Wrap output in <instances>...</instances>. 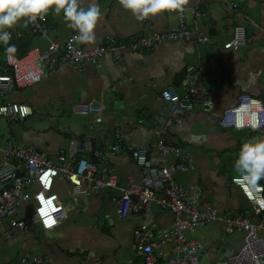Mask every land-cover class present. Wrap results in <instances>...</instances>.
I'll return each mask as SVG.
<instances>
[{
  "label": "crops",
  "instance_id": "crops-1",
  "mask_svg": "<svg viewBox=\"0 0 264 264\" xmlns=\"http://www.w3.org/2000/svg\"><path fill=\"white\" fill-rule=\"evenodd\" d=\"M87 7L91 0H80ZM102 18L95 29V41L81 45L92 50L108 38L129 43L176 27V15L166 13L138 22L124 11L118 0H96ZM236 7L232 8L231 5ZM186 23L194 34L208 38L205 44L192 42L161 43L141 52L120 51L122 70L110 56L98 65L84 64L75 70L71 63H57L47 69L38 84L14 89L6 102L30 108L25 120L0 118V145L13 141L46 154L57 164L61 150L71 140L87 142L95 150L119 145L121 154L108 156L116 166L118 184L129 179L139 183L141 171L129 158L130 150L145 148L153 165L160 162L155 144L164 124L166 111L160 97L169 86L180 92L183 79L191 71L202 68L206 74L204 88L212 92L214 103L210 113L195 109L177 119L163 139L167 145L179 147L192 158L194 170L176 174L182 186H198L202 201L219 213L239 212L249 208L241 191L232 184L233 162L240 144L252 136L246 131L221 129L218 120L224 109L235 105L240 94H248L264 103V0H187ZM196 10L199 17L191 15ZM244 27L246 43L237 51L224 50L235 27ZM44 36L31 35L24 21L10 31L19 34L11 45L15 55L29 49L47 50L49 43L59 46L77 34L51 9L46 18ZM9 72L0 44V76ZM115 99L109 107V100ZM91 102L102 106L101 121L97 116L74 114L78 103ZM118 130L117 135L115 134ZM174 162L168 157L166 164ZM53 194L65 206V219L54 230L38 229L29 220L33 204H23L18 213L28 221L26 228H10L0 223V264H19L25 256L40 257L49 264H140L133 244V232L143 224L136 215L119 218L116 214L118 192L105 191L100 197H89L72 203L68 186L56 182ZM68 210H70L68 214ZM153 234L160 236L172 227L170 212L150 207ZM264 232V231H259ZM204 244L200 264H220L238 251L241 234L227 236L220 223L208 225L188 236ZM229 264V263H228Z\"/></svg>",
  "mask_w": 264,
  "mask_h": 264
},
{
  "label": "built area",
  "instance_id": "built-area-1",
  "mask_svg": "<svg viewBox=\"0 0 264 264\" xmlns=\"http://www.w3.org/2000/svg\"><path fill=\"white\" fill-rule=\"evenodd\" d=\"M231 7L235 8L236 5ZM189 12L195 17L200 15L196 10ZM48 13L43 21L25 23L31 35H45ZM171 14L176 15L177 23L175 28L167 32L129 43L108 38L103 45L92 50H84L71 38L62 46L49 43L45 52L32 48L18 57L14 52H7L8 45L2 44V54L9 72L0 76V118L23 121L31 115L29 107L6 102L7 96L14 89L23 90L38 84L47 69L59 62L71 63L78 71L84 64L96 66L102 58L110 56L122 70L119 52L123 50L136 53L154 49L167 42H208L206 36L194 34L188 28L186 9ZM10 32L11 45L12 39L19 34ZM245 43L244 27H235L231 39L223 45V49L237 51ZM206 78L204 70L197 68L183 79L180 92L169 86L161 95L166 118L155 144L159 164L151 163L145 148L130 150V161L142 173L139 183L129 179L122 186L118 184L116 166L108 162V156L121 154L119 145L99 151L90 143L71 140L67 150L59 152L57 164L43 152L18 146L13 141L0 145V223L8 221L10 228L24 229L30 220L40 230L56 229L65 219V206L53 194V188L56 182H63L68 186L72 203L89 197H100L105 191H115L118 192L116 214L119 218L127 215L142 217V226L133 232V244L141 257L140 264H200V255L205 246L188 236L217 223L222 225L225 235L241 234L243 237L238 251L227 259L229 264H264V239L258 234L259 231H264V205L255 203L251 194L242 191L231 180L243 194L249 208L234 213H219L211 204L202 201L198 186L184 187L174 179L178 173L194 170L192 158L190 153H184L179 147L167 145L163 136L177 119L195 109L205 113L213 110L212 92L203 86ZM102 111V106L91 102L74 106L76 116H97L96 122L101 121ZM238 124L243 126L237 127ZM254 124L258 127L253 128ZM218 126L237 132L262 134L264 103L248 94H240L234 106L222 111ZM117 132L118 130L116 135ZM168 157H173L174 162L166 164ZM260 183L264 185V180ZM260 196L264 197V192ZM30 202L33 209L27 220L18 213V209ZM153 204L160 210L170 212L173 217L171 229L160 236L153 234L154 225L150 223V207ZM19 264L49 263L40 257L25 256Z\"/></svg>",
  "mask_w": 264,
  "mask_h": 264
},
{
  "label": "clouds",
  "instance_id": "clouds-1",
  "mask_svg": "<svg viewBox=\"0 0 264 264\" xmlns=\"http://www.w3.org/2000/svg\"><path fill=\"white\" fill-rule=\"evenodd\" d=\"M187 0H118L119 6L138 22L158 15L185 11ZM63 15L68 27L77 34L74 41L91 45L95 41V29L102 18V10L96 0L82 7L80 0H0V44L8 45L7 52H15L10 45L12 29L17 23L43 21L49 10ZM238 124L237 127H242ZM258 127L257 124L252 125ZM233 183L252 195L255 203L264 205V136H252L240 144L233 165Z\"/></svg>",
  "mask_w": 264,
  "mask_h": 264
},
{
  "label": "rangeland",
  "instance_id": "rangeland-1",
  "mask_svg": "<svg viewBox=\"0 0 264 264\" xmlns=\"http://www.w3.org/2000/svg\"><path fill=\"white\" fill-rule=\"evenodd\" d=\"M54 163H55V161H53ZM70 210H68L67 212H68V214L70 213L69 212ZM258 234L264 239V232H258ZM190 239V238H189ZM220 264H228L226 261H224L223 259H221L220 260V262H219Z\"/></svg>",
  "mask_w": 264,
  "mask_h": 264
},
{
  "label": "water",
  "instance_id": "water-1",
  "mask_svg": "<svg viewBox=\"0 0 264 264\" xmlns=\"http://www.w3.org/2000/svg\"><path fill=\"white\" fill-rule=\"evenodd\" d=\"M114 103H115V99L111 98V99L109 100L108 106H109V107H112V106H114Z\"/></svg>",
  "mask_w": 264,
  "mask_h": 264
}]
</instances>
